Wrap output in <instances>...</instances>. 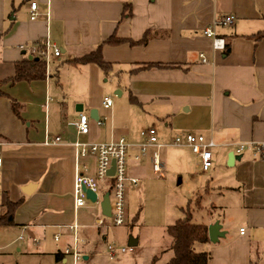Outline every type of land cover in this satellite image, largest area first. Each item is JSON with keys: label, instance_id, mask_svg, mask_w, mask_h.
I'll list each match as a JSON object with an SVG mask.
<instances>
[{"label": "crops", "instance_id": "obj_1", "mask_svg": "<svg viewBox=\"0 0 264 264\" xmlns=\"http://www.w3.org/2000/svg\"><path fill=\"white\" fill-rule=\"evenodd\" d=\"M32 2L38 5L35 20H31ZM125 4L132 5L131 17L123 16ZM230 16L235 19L233 26L220 24ZM207 29L225 42L231 40L229 55L214 47ZM260 31H264V0H0V79L13 76L16 63L35 55L47 39L62 52L51 58L49 79L7 84L3 90L8 95L0 96V155L4 159L0 190L12 201L24 197V203L34 202L37 208L28 218L19 217V223L42 229L44 234L52 230L54 240L60 235L55 253L72 246L69 226L75 222L76 170L80 167L90 176L96 173L95 157L78 158L75 144L126 138L132 145L129 176L138 179L130 163L136 162L141 143L131 137V119L142 117L132 106H151L147 121L180 136L185 129L206 132L217 143L214 149L227 151L231 181L218 187L220 193L241 197L252 229L249 236L246 230L241 232L243 228L230 235L232 218L220 221L226 236L216 243L220 246L210 242L209 264H253L254 249L259 251L257 243L264 238V161L252 147L264 143V38L255 44L246 36ZM145 35L149 38L145 45H104L103 58L113 65L108 75L95 63L67 64L96 51L111 37L139 42ZM144 64L179 68L135 71ZM53 80L65 89V97L56 102L51 96ZM111 83L118 86L115 95L127 101L124 116L108 117L99 125L91 112L96 109L99 117L106 116L102 103ZM68 97H73V106ZM12 98L20 103L22 118L14 113ZM75 105L83 111L75 110ZM80 114L89 117V134L78 133L71 124ZM47 137L61 140L47 145ZM241 143L247 149L238 154ZM214 149L213 166L220 154ZM30 184L35 185L33 193L26 195L23 189ZM102 193H106L104 187ZM32 220L36 223H29Z\"/></svg>", "mask_w": 264, "mask_h": 264}, {"label": "rangeland", "instance_id": "obj_2", "mask_svg": "<svg viewBox=\"0 0 264 264\" xmlns=\"http://www.w3.org/2000/svg\"><path fill=\"white\" fill-rule=\"evenodd\" d=\"M64 78L65 73H63ZM58 87L53 80L51 96L55 102L65 97L63 94L65 89ZM57 93L59 97L56 96ZM106 95H111L110 90ZM113 98V108L103 110L102 114L114 120L118 116L123 119L127 101L118 95H114ZM67 100L73 106V97H68ZM128 103L131 105L130 102ZM74 109H77V105ZM132 111L140 114L142 118L137 121L131 119V122H134L131 127V137L139 138V143H143L145 139L142 133L153 128L157 131L159 142L164 146L160 150L149 148L140 161L134 162V165L130 163V171L135 172V176L142 182L138 186L130 182L126 185V224L115 226L111 217H105L106 222L103 227L105 237L107 236L105 240L96 235L95 229L83 231L86 243L81 248L83 254L88 255L89 258L85 259L84 256L80 264H166L173 256L172 252L164 254L156 263H153L152 259L166 244V228L185 217L181 208L192 210L193 222L197 224L211 225V221L227 222L232 218L229 234H236L240 228H243L249 236L252 227L249 226L245 212L242 211L241 197L229 191L220 193L218 187L221 184L226 186L231 181L232 169L228 159L226 160L227 151L224 150L222 153L221 148L214 149V153H220L219 161L206 172L191 148L170 146L180 132H171L169 127H159L158 123L147 121L152 111L151 106L142 108L132 106ZM101 128L104 131L108 129ZM183 132L206 133L186 129L181 131ZM155 152L159 153L161 161L165 164V173L162 175L153 169L152 157ZM198 198H201L200 202ZM5 199V193L0 190V216L5 211L2 207ZM197 203H201V209H197ZM22 206H24L22 213L19 214L18 210L15 219L17 225L0 226V264H73L71 255L66 256V263L57 262L54 253L61 243L54 240L52 230L44 234L42 229H33L19 223L22 222L19 221V217L28 218L37 210L34 209V202H26ZM97 207L95 210L101 214L99 206ZM30 222L36 223L33 220ZM69 236L70 234L66 233V239ZM131 238L138 240V245L132 247V252L120 253L117 250L116 256L109 254V245H114L117 249L131 248L129 245ZM226 241L227 239L222 243ZM257 244L259 251L254 249L253 264H264V238Z\"/></svg>", "mask_w": 264, "mask_h": 264}, {"label": "built area", "instance_id": "obj_3", "mask_svg": "<svg viewBox=\"0 0 264 264\" xmlns=\"http://www.w3.org/2000/svg\"><path fill=\"white\" fill-rule=\"evenodd\" d=\"M38 8L36 2H32L31 9L33 10L31 20L37 18L35 12ZM234 17H226L220 21V24L225 26L234 25ZM205 34L213 38L214 47L216 49L225 48V40L216 36L212 29H207ZM35 56L40 57L46 63V78H50V61L52 57H60L61 50L50 43L47 39L42 49L34 52ZM204 59V56L202 55ZM204 62L206 60L204 59ZM117 84L111 83L109 90L111 95H105L103 98V107L107 110L114 106L113 96L116 94ZM99 125H103L108 121V117H99L96 120ZM78 133L89 134L90 122L89 117L84 114H80L78 121L72 122ZM145 141L138 145V151L134 155L135 161H140L141 157L147 153L150 147L162 148L159 139L157 137V131L153 128L142 133ZM61 139L60 137L50 138L47 137L45 143L47 145L57 143ZM77 149L78 158L87 155H92L96 159V173L92 176L84 173L80 167H77L76 177L74 182V212L75 222L69 226L73 235L72 246L65 249V255L73 256V264H80L84 254L81 250V245L86 243V238L83 235V231L87 229H97L105 226V216L102 211L101 203L104 200L106 193H109V200L111 205V219L115 226H123L126 224V185L128 182L137 186L140 180L129 176L128 158L132 145L122 137L117 141L102 142V143H79L75 144ZM170 146L176 147H189L198 156L202 168L204 171H208L213 167V149L217 146L214 139L200 133H186L183 136L177 135ZM255 155L259 160L264 161V143L252 145ZM247 149L246 144H239L237 147V153L241 154ZM113 161H115L114 175H109L110 169L113 167ZM153 169L159 175L164 174L165 164L161 161L159 153L155 152L152 157ZM4 166V159L0 155V171ZM104 187L106 193H102ZM86 190H91L97 194V200L93 202L87 194ZM99 206L101 214L97 213L95 209ZM244 232V229H241ZM107 237H105L106 239ZM55 240H60V235L55 236ZM109 254L116 256L117 250L120 253L132 252L133 248H116L114 245L108 246Z\"/></svg>", "mask_w": 264, "mask_h": 264}, {"label": "trees", "instance_id": "obj_4", "mask_svg": "<svg viewBox=\"0 0 264 264\" xmlns=\"http://www.w3.org/2000/svg\"><path fill=\"white\" fill-rule=\"evenodd\" d=\"M124 17L132 16V5L125 4ZM247 38L253 40L257 44L261 39L264 38V31H260L256 34L247 35ZM149 41L148 35L139 41L135 42L132 40L120 39L117 37H111L104 43H102L96 51L82 57L79 59H73L68 61V65L72 66H82L90 63L97 64L105 74H109L112 69V64L105 62L102 54L104 45L117 46L123 43H131L132 45H145ZM43 47V46H42ZM40 47V49H42ZM232 43L231 40H227L224 48V54L227 56L231 52ZM163 67H174L179 68L177 65H161V64H144L139 66L135 71L148 70L153 68H163ZM46 78V63L40 57L31 55V57H25L23 60L16 63V69L13 76L0 79V96L8 95L4 90V86L7 84H15L20 81H35L42 80ZM12 109L14 113L21 117V105L20 103L12 98ZM201 198H198L200 202ZM24 203V197L18 201H12L8 196H6L5 202L2 207L4 208V213L0 216V226L1 225H17L15 222V217L17 210ZM197 209H201V203H197ZM215 208V207H214ZM185 217L179 219L175 224L170 225L165 230V237L167 239L166 244L163 248L156 254L152 262L156 263L164 254L172 252L173 256L166 264H209L211 260L210 251V238H209V225L208 224H197L193 222L194 214L192 210L181 208ZM103 227L95 229L96 235L104 238ZM84 256H86L84 254ZM55 258L57 262H62L65 258V254L61 251L55 253Z\"/></svg>", "mask_w": 264, "mask_h": 264}, {"label": "water", "instance_id": "obj_5", "mask_svg": "<svg viewBox=\"0 0 264 264\" xmlns=\"http://www.w3.org/2000/svg\"><path fill=\"white\" fill-rule=\"evenodd\" d=\"M77 111L82 112L83 111V107L80 105V107H77ZM91 117L95 120H98L99 116H98V111L92 110L91 112ZM231 159V156H230ZM115 172V161H113V167L110 169L109 171V175H114ZM35 187L34 184H30L27 187H25L23 189V192L26 195H31L33 193V188ZM88 197L95 202L97 200V194L93 193L91 190H86ZM101 207H102V211L103 214L107 217L111 216V205H110V200H109V193H106V195L104 196V200L101 203ZM226 236V231L223 230V225L221 224L220 221H216L215 223L209 225V238H210V242L213 244H216L220 241L221 238H224ZM129 245L131 247L133 246H137L138 245V240L131 238ZM85 259H88V257H84Z\"/></svg>", "mask_w": 264, "mask_h": 264}]
</instances>
